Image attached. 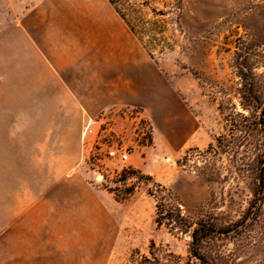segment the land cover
Here are the masks:
<instances>
[{
    "label": "rangeland",
    "instance_id": "374dc122",
    "mask_svg": "<svg viewBox=\"0 0 264 264\" xmlns=\"http://www.w3.org/2000/svg\"><path fill=\"white\" fill-rule=\"evenodd\" d=\"M121 3L137 37L109 0H0V264H126L151 243L187 264L191 237L181 225L201 221L217 230L203 249L216 264H264V189L260 202L251 166L264 141L237 149L247 137L234 127L239 115H260L239 98L264 99V0ZM102 23L155 63L165 83L155 126L139 106L112 102L96 113L87 104L92 74L117 61ZM120 74L103 72L104 84ZM129 147L140 169L131 156L120 161ZM78 175L115 229L52 242L41 213L53 216L55 189ZM168 195L181 210L175 229L155 223ZM99 229L93 216V237Z\"/></svg>",
    "mask_w": 264,
    "mask_h": 264
},
{
    "label": "crops",
    "instance_id": "0c3cea01",
    "mask_svg": "<svg viewBox=\"0 0 264 264\" xmlns=\"http://www.w3.org/2000/svg\"><path fill=\"white\" fill-rule=\"evenodd\" d=\"M102 26L106 28L104 44L117 61L115 64H103L101 69H96L92 74L93 85L90 88L87 84L85 95L93 99V102L87 104H91L92 111L96 113L112 102L139 106L144 109L148 120H151L155 126V92L157 86H165L164 82L162 84L158 81L155 63L151 60L143 61L140 51L132 43L123 40L115 28L103 23ZM103 72H120L121 74L105 85ZM95 105L97 109L93 107ZM171 145V150L178 148V143L174 141ZM130 166L140 169V162L135 153L130 157ZM55 191L59 193V196H56L54 200L53 216H49V209L41 213L44 224L49 225L52 242H75L78 240V235L84 236L81 237L84 241L101 240L99 238L101 231H114L115 224L101 204L99 192L87 183L85 177L78 175L67 185L60 186ZM93 216L97 218L98 226H100L97 237H93L89 231ZM77 231H81L82 234L76 233ZM108 240L106 238L105 241Z\"/></svg>",
    "mask_w": 264,
    "mask_h": 264
},
{
    "label": "trees",
    "instance_id": "16d2710c",
    "mask_svg": "<svg viewBox=\"0 0 264 264\" xmlns=\"http://www.w3.org/2000/svg\"><path fill=\"white\" fill-rule=\"evenodd\" d=\"M110 4L115 7V11L119 17L127 24L131 33L137 37V34L133 27L130 26L125 20V15L122 12V0H109ZM251 87L253 86L250 83ZM239 104L245 111L259 112L260 115L255 118H247L242 115L238 116V120L235 121V130L241 134H245V137L238 136L236 143L237 149L244 143H250L253 140L264 141V99L253 93L239 98ZM258 137V138H257ZM238 154V152H236ZM259 154V153H258ZM251 166L254 168V180L256 182V198L260 202L263 200L264 189V149L261 154L256 155ZM124 176L138 175L143 178V175L139 171L132 169H123L121 172ZM122 180H124L122 178ZM131 189L127 190L126 194H130ZM159 203L156 205V220L155 223L160 227L165 225L170 229H175L178 224V220L181 218V210L177 207L175 200L168 195L167 197L159 196ZM125 198H116V202L123 201ZM181 230L184 233L190 232L191 242L189 244V256L187 258V264L195 262L196 264H216L213 259H210L204 253L205 245L217 234V230L209 224V222L201 221L197 227L190 231L191 224L184 223L181 225ZM180 258L173 254H164L160 249H156L155 245L151 243L147 255H141L139 252L133 253L131 258L126 264H179Z\"/></svg>",
    "mask_w": 264,
    "mask_h": 264
},
{
    "label": "built area",
    "instance_id": "2783aa9c",
    "mask_svg": "<svg viewBox=\"0 0 264 264\" xmlns=\"http://www.w3.org/2000/svg\"><path fill=\"white\" fill-rule=\"evenodd\" d=\"M131 153H132V149L130 147L123 149L120 153V161L122 163L127 162L129 160V157L131 156Z\"/></svg>",
    "mask_w": 264,
    "mask_h": 264
}]
</instances>
